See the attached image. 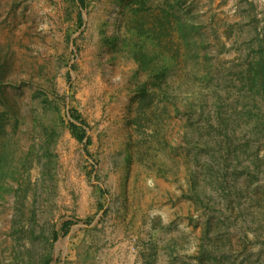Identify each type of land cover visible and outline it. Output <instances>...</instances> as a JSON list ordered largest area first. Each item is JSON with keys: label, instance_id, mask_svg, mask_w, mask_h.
Returning <instances> with one entry per match:
<instances>
[{"label": "rangeland", "instance_id": "obj_1", "mask_svg": "<svg viewBox=\"0 0 264 264\" xmlns=\"http://www.w3.org/2000/svg\"><path fill=\"white\" fill-rule=\"evenodd\" d=\"M0 264H264V0H0Z\"/></svg>", "mask_w": 264, "mask_h": 264}]
</instances>
